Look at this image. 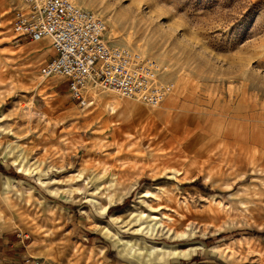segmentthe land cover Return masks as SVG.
Masks as SVG:
<instances>
[{
	"label": "rangeland",
	"instance_id": "1",
	"mask_svg": "<svg viewBox=\"0 0 264 264\" xmlns=\"http://www.w3.org/2000/svg\"><path fill=\"white\" fill-rule=\"evenodd\" d=\"M72 1L174 92L80 105L0 0V264H264V0Z\"/></svg>",
	"mask_w": 264,
	"mask_h": 264
},
{
	"label": "built area",
	"instance_id": "2",
	"mask_svg": "<svg viewBox=\"0 0 264 264\" xmlns=\"http://www.w3.org/2000/svg\"><path fill=\"white\" fill-rule=\"evenodd\" d=\"M22 3L24 8L11 23L13 34L35 43L51 41L53 56L41 75L66 79L72 98L80 105L92 106L90 92L103 89L154 109L174 92V85L162 79L165 67L156 60L108 43L107 24L98 15L72 0Z\"/></svg>",
	"mask_w": 264,
	"mask_h": 264
},
{
	"label": "bare ground",
	"instance_id": "3",
	"mask_svg": "<svg viewBox=\"0 0 264 264\" xmlns=\"http://www.w3.org/2000/svg\"><path fill=\"white\" fill-rule=\"evenodd\" d=\"M46 41V40H45ZM45 41H42V42H45ZM42 42H39V43H42ZM44 79V78H43ZM8 157V156H7ZM19 169V168H18Z\"/></svg>",
	"mask_w": 264,
	"mask_h": 264
},
{
	"label": "crops",
	"instance_id": "4",
	"mask_svg": "<svg viewBox=\"0 0 264 264\" xmlns=\"http://www.w3.org/2000/svg\"><path fill=\"white\" fill-rule=\"evenodd\" d=\"M45 41V40H44ZM46 41H48V40H46Z\"/></svg>",
	"mask_w": 264,
	"mask_h": 264
}]
</instances>
